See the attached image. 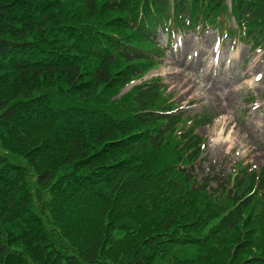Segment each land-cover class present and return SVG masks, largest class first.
<instances>
[{"label": "trees", "instance_id": "obj_1", "mask_svg": "<svg viewBox=\"0 0 264 264\" xmlns=\"http://www.w3.org/2000/svg\"><path fill=\"white\" fill-rule=\"evenodd\" d=\"M199 29L264 57V0H0V264H264V166L144 79Z\"/></svg>", "mask_w": 264, "mask_h": 264}, {"label": "rangeland", "instance_id": "obj_2", "mask_svg": "<svg viewBox=\"0 0 264 264\" xmlns=\"http://www.w3.org/2000/svg\"><path fill=\"white\" fill-rule=\"evenodd\" d=\"M231 25L236 28L233 22ZM157 40L164 49L168 46L166 56L162 59V65L144 79H161V83L167 88L166 94L171 96L170 102L180 105L177 111H185L195 118H208V123L198 131L207 139L201 177L204 174L225 176L235 173L240 165L245 167L250 164L258 169L264 166L262 53L252 54L242 43L232 45L229 41L222 42L217 31L211 30L202 32L199 29L197 33L172 38L161 34ZM220 42L221 46L218 45ZM215 49L218 51V58L211 60L214 70L208 72L201 55ZM180 54L188 62L187 65L184 62L185 68L175 65V58ZM247 67H252V76L232 85ZM227 68L236 71L233 73ZM142 81H137L128 88ZM235 87L238 88V93L234 92ZM126 91L123 90L121 95L128 93ZM220 132L222 136L218 138ZM230 136L233 145L229 149L226 139ZM14 163L21 162L14 159Z\"/></svg>", "mask_w": 264, "mask_h": 264}, {"label": "bare ground", "instance_id": "obj_3", "mask_svg": "<svg viewBox=\"0 0 264 264\" xmlns=\"http://www.w3.org/2000/svg\"><path fill=\"white\" fill-rule=\"evenodd\" d=\"M163 36V35H162ZM180 55H183V54H180ZM178 56L177 58H175V62H176V66L177 67H182V68H185V64H184V62H186V65H187V60H186V58L184 57V55L183 56ZM175 57V56H174ZM201 58H203V63H204V65H205V69L209 72V71H211V70H214V67H213V65L211 64V60L212 59H217L218 58V51L215 49V50H213V52H209V51H206L203 55H201ZM225 58H224V60H223V62L225 63ZM227 70L228 71H231V72H233L234 73V71H236V70H234V69H229V68H227ZM252 74H253V70H252V67H247L246 69H244L243 70V72H242V74H241V76L239 77V79L236 81V82H234V83H231L232 85L233 84H238V83H241V82H243L247 77H250V76H252ZM176 75H178L177 73H176ZM234 92H236V93H238V88L237 87H235L234 88ZM221 136H222V132H220L219 133V135H218V138H221ZM226 141H228V143H229V149L232 147V145H233V139H232V137L230 136V137H228L227 139H226Z\"/></svg>", "mask_w": 264, "mask_h": 264}]
</instances>
